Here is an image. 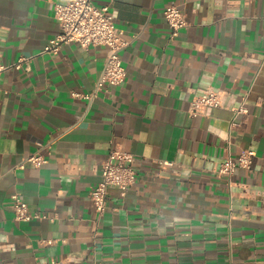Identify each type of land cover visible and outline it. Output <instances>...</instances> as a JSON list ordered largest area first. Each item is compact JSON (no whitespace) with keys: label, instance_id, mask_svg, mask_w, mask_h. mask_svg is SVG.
Wrapping results in <instances>:
<instances>
[{"label":"crops","instance_id":"0c3cea01","mask_svg":"<svg viewBox=\"0 0 264 264\" xmlns=\"http://www.w3.org/2000/svg\"><path fill=\"white\" fill-rule=\"evenodd\" d=\"M67 1L0 0V65L33 56L0 80V264H264V0H95L130 43L126 79L92 100L73 92L94 91L105 45L41 53ZM170 4L187 20L176 37ZM205 90L221 105L191 116ZM39 143L47 162L18 167ZM114 146L136 182L99 216L90 193ZM246 149L250 169L218 174ZM15 193L49 218L17 220Z\"/></svg>","mask_w":264,"mask_h":264},{"label":"built area","instance_id":"2783aa9c","mask_svg":"<svg viewBox=\"0 0 264 264\" xmlns=\"http://www.w3.org/2000/svg\"><path fill=\"white\" fill-rule=\"evenodd\" d=\"M164 14L171 28V36L176 37L180 29L187 25L184 11L180 6L170 4L166 7ZM55 17L59 31L49 39L41 53H57L63 44L72 41L78 42L86 49L92 45L107 47L105 65L94 91L89 94L74 91V96L92 100L99 90L109 85H118L126 79L127 68L120 52L129 45L130 40L125 37L123 29L116 25V11L111 9V3L97 5L95 0H68L65 3L55 4ZM32 60L33 56L23 55L12 63L0 65V80L2 73L9 68L29 71ZM220 105L219 93L214 90H205L191 102L188 111L191 116H195L208 107H219ZM245 110L243 106L236 109L237 112ZM44 148L45 145L39 143L37 151L25 158L18 167L24 168L26 162H31L36 167L46 163ZM255 156L254 150H243L236 158L229 157L224 161L218 169V174L231 176L238 167L250 169ZM134 162L135 155L118 146L111 148L103 160L101 180L90 193L99 216H102L107 209L111 187H117L120 195L125 197L130 187L136 182L137 172ZM11 207L15 218L20 221L49 218L45 213L32 210L19 193L12 195ZM45 242L51 244L54 240L47 239ZM40 264H57V261L55 259L44 260Z\"/></svg>","mask_w":264,"mask_h":264}]
</instances>
